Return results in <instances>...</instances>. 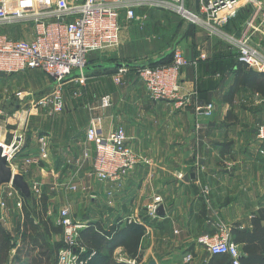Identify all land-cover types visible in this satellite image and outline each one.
I'll use <instances>...</instances> for the list:
<instances>
[{
	"label": "crops",
	"instance_id": "crops-1",
	"mask_svg": "<svg viewBox=\"0 0 264 264\" xmlns=\"http://www.w3.org/2000/svg\"><path fill=\"white\" fill-rule=\"evenodd\" d=\"M20 2L26 5L30 1ZM15 3L12 1L11 6ZM148 11L165 12L148 8L139 13ZM227 25L220 32L234 30V26ZM197 28L191 39H167L166 42L173 40V47L176 45L192 61L181 73L180 95L187 96L183 103L179 99L153 100L137 72L128 67V77L124 79L126 70L121 82L116 81L119 71L88 76L100 84V92L94 87L89 95L86 85L78 84L73 95L64 91L65 108L55 118H45L44 134L37 132L34 119H28L22 129L8 123L3 130L0 123V141L12 144L18 135L22 137L18 147L23 160L26 156L38 158L39 140L45 137L48 157L32 163L26 179H29L30 197L31 193L36 195L34 186L40 187L41 196L47 200V217L55 227L59 226V211L58 216L52 217L57 204L54 202H62L59 210L70 201L71 211L78 204L84 208L81 220L105 229L113 224H126V219L134 216L145 226L141 240L143 262L155 260V264H210L213 255L198 242V237L216 233L222 223L231 229L235 225L241 230L253 228V216L264 207V155L261 153L264 141L258 135V126L264 123V95L253 86L240 82L236 85L238 74L240 77L250 68L239 67L227 41L212 37L201 39L205 29ZM132 29L128 27L129 46L139 40L130 39ZM0 34L30 41L35 36L34 23L7 24L0 20ZM123 37L122 34V42L126 40ZM129 46V55L150 54L139 52L141 46L136 50ZM49 76L38 69L0 71V116L2 108L12 99L19 100L16 111L24 97L28 102L29 95L46 90L52 84ZM122 83L127 85L124 87ZM107 95L110 103L103 106L102 99ZM208 103L215 105L213 115H197L196 107ZM93 117L105 135L123 126L140 159L121 181L97 179L92 172V159H84L86 149L93 152V145L86 140V130ZM71 181L78 183L77 191L68 189ZM8 184H4L0 198L6 197L10 205L14 202L6 195L10 189ZM18 189L14 185L23 200L29 199ZM155 195L162 196L165 215L158 213L153 219L146 207ZM10 207L17 213L13 212V216L23 221V212L15 204ZM116 251L124 253L123 247ZM15 253L14 248L11 254ZM187 253L194 256L191 263L184 261Z\"/></svg>",
	"mask_w": 264,
	"mask_h": 264
},
{
	"label": "built area",
	"instance_id": "built-area-1",
	"mask_svg": "<svg viewBox=\"0 0 264 264\" xmlns=\"http://www.w3.org/2000/svg\"><path fill=\"white\" fill-rule=\"evenodd\" d=\"M12 1L0 0V20L7 24L33 22L35 36L26 41L0 34V71L14 73L38 69L50 75L57 84L49 94L46 93V97V94L42 95L45 98L40 96V104L49 106L54 112L60 113L65 108L63 85L66 82L74 79L76 84L85 86L89 78L84 74L68 77L77 70L82 72L90 64L94 52L118 49L122 44L123 22L143 25L147 14L139 12L148 8L175 12L196 24L205 25L211 33L220 34L228 42L240 62L264 74V0H29L26 5L21 4V0H15L16 5L11 6ZM187 1L191 2L190 8L186 6ZM240 13L245 17L233 31L220 32V27L229 24ZM202 57L205 58V55ZM191 63L181 50L176 49L171 64L139 68V76L150 98L157 101L179 99L183 103L187 96L180 95L181 73ZM126 69L120 68L117 82H121ZM109 103L107 95L102 99V105ZM196 108L197 115L209 117L213 115L215 105L208 103ZM258 135L264 141V123L259 124ZM45 140L44 136L40 137L37 159L27 157L23 160L27 165L48 157L49 147ZM86 140L93 145V175L101 181L123 180L140 160L123 126L105 135L99 129L98 120L93 117L86 130ZM4 146L10 152L5 153L9 164L20 149L17 147L11 152L12 144L5 143ZM261 153L264 155V148ZM90 158V150L86 149L84 159ZM12 170L16 173L15 169ZM12 184H8L10 189L6 195L16 207L21 208L23 199ZM67 187L72 192L77 191L78 183L71 181ZM34 191L37 195L42 193L36 185ZM162 202V196L155 195L148 203L146 209L151 218L158 217ZM8 207V200L2 197L0 220L6 218ZM58 219L64 230V246L58 251L56 264H94L97 252L85 245L80 235L89 224L74 219L70 203L59 210ZM126 220L142 224L134 216ZM198 242L212 255L225 254L232 264H243V252L227 224H220L212 235H201ZM193 259V254L187 253L185 263H191Z\"/></svg>",
	"mask_w": 264,
	"mask_h": 264
},
{
	"label": "trees",
	"instance_id": "trees-1",
	"mask_svg": "<svg viewBox=\"0 0 264 264\" xmlns=\"http://www.w3.org/2000/svg\"><path fill=\"white\" fill-rule=\"evenodd\" d=\"M244 14L232 20L227 26H237L244 18ZM232 51V50H230ZM234 57L238 61L239 67L246 64L238 60L237 53ZM164 55V54H163ZM159 56L153 61L147 62L144 66L158 67L169 65L174 60V52L165 57ZM91 62L90 64H94ZM88 65V66H89ZM142 65H131L130 67L141 68ZM116 69H108L101 72H109ZM99 72H90L91 76ZM242 76L237 77V83L253 86L264 95V74L252 68L247 72H242ZM36 208L31 210L29 207L23 209V221L17 225L16 231L18 237H13L11 233L0 223V264H31L35 257H41L47 261H51L53 255L57 254L62 246L61 242L50 244L49 238L53 233L62 234L63 227L61 225L54 226L47 217V200L45 196H41L40 200L34 203ZM264 207L259 209L258 213L252 218L253 228L250 230H241L238 225L232 227V234L235 242L242 248L243 264H264ZM145 232V226L139 223L131 224H113L109 229L97 223L89 224L80 232L82 242L90 249H95L97 254L94 264H151L144 263L141 249V240ZM118 247H123L124 252L128 255V260L120 261L115 258L114 251ZM15 248L16 253L11 254V250ZM106 250V252H103ZM103 252V253H102ZM45 262V261H44ZM53 262V259H52ZM210 264H232L229 256L225 254H215L210 260Z\"/></svg>",
	"mask_w": 264,
	"mask_h": 264
},
{
	"label": "rangeland",
	"instance_id": "rangeland-1",
	"mask_svg": "<svg viewBox=\"0 0 264 264\" xmlns=\"http://www.w3.org/2000/svg\"><path fill=\"white\" fill-rule=\"evenodd\" d=\"M186 6L188 8H190L191 2L187 1ZM146 14H147V18H146L145 23L143 25L133 23V22L132 23H128L125 21L123 22V27H124L123 39H126V40L124 42H122L121 46L118 49L110 50V51H106V52L96 51L93 53L90 61L96 62V63H99V62L106 63V62H113L114 61V62H122V63H131L134 65L144 64V63H147L149 61H153L155 58L159 57L165 50H168L169 48L173 47L174 41L172 40V41H170V43H166L167 39H178V38L179 39H191L192 33L194 32V30L198 29L197 27H199V29H203V28L205 29V30H203L205 33L203 32L200 36L201 39H208V37H212L214 39H223V37L220 34L211 33V30L209 28H207L205 25L196 24V23L192 22L191 19L184 17L180 14H177L175 12L165 10V12H162V14H161V13L154 12V11H148ZM128 27H130V29L133 28L132 31L129 32V35H131L130 39H139L136 42L131 43L130 46L128 45V37H130V36H128ZM224 28L220 27V29L226 30ZM149 39H151V41ZM128 46L131 47L132 49L134 48L135 50L139 49L137 46H141L139 52L148 51L150 54L147 55V53H145L143 55H137V54L129 55ZM130 69H132V67H130ZM133 69L137 72V75L139 76V68L133 67ZM126 70H127V72H126V75L124 76V79H126V77H128L127 76L128 67ZM117 71H119V69L109 71L108 73H114ZM103 73H105V72H103ZM91 76H93V75H91ZM48 78L51 81V83H53V78L51 76H49ZM76 83L77 82L74 79L66 82L63 85V89L65 91V94L73 95V89H74ZM121 85H124V87H125V85H127V83L126 84L122 83ZM99 86H100V84H95L92 81V78H88L87 83H86V89L90 90L89 95L91 94V90H93L94 87H95V89H97V91L100 92ZM85 91L86 90L84 89L83 93H82L83 96L85 95ZM48 94H46L44 96L46 97ZM44 96H42V97H44ZM42 97L32 99L28 102H26V99L24 97L23 101L20 102V103H22V106L18 110H16L17 113H15L16 112L15 111V106H16L15 104H17V103L19 104L18 98L12 99L11 100L12 102L10 104H6V106L2 108L3 114L0 116V123L3 127V130L6 128L7 125H9L8 123H13L14 125H16L17 128L20 127L22 129V126L25 125V123L27 121H29L28 119H30V120L34 119V122L36 123L35 125H36L37 132L41 131L39 134H44L43 123L45 121V118L46 117L48 119L55 118V115L58 114L59 112H54L49 106L40 104ZM30 111H32V112L29 113ZM7 121H10V122H7ZM27 133L28 132H26V134ZM28 136L31 137V135H29V134H28ZM88 149L90 150V148H88ZM22 156L23 155L18 152L16 157H14L12 162L9 163L8 165L11 168L15 169L16 174L20 175L22 177L23 182L28 186L29 185V181H28L29 179L27 180L26 178L29 174V171H31V166L27 165L25 161H22L23 160ZM90 157H91L90 159L93 160V152L91 150H90ZM25 158H27V156L24 157V159ZM12 185L14 186V184H12ZM30 185L33 187L32 184H30ZM3 186H4V184H1V191H2ZM18 190H21V189L19 188ZM43 192L45 195V190H43ZM31 195H32L31 197H30V195H28L29 199L23 200L22 206H21V208H19L21 210V212H23V209L25 207H27V208L29 207L31 210H34V208H36L37 205L34 204V203H36L35 199L37 201H39L41 198V195H37V194L34 195V193H31ZM1 199L2 198H0V203H1ZM54 203H57L54 206L55 209L52 212V217L55 218L56 215L58 216V211H59V208H60V205L62 204V202H54ZM70 203H71V201H70ZM9 204L10 205L8 207V210H7V216L5 219L0 220V223L5 226V228L11 233V235L13 237H18L16 227H17L20 219L18 217H16L17 213L14 210V208L10 207V206H14V204L11 202ZM71 204L73 205V203H71ZM79 207L80 206L78 204H74L73 210H72L73 211L72 215L76 221L82 222L83 220H81V219L83 218L82 213H83L84 208H79ZM11 211H12V215L9 217V213ZM13 212L16 213V215H14L15 217L13 216ZM0 213H1V210H0ZM86 223L90 224L91 222H86ZM125 223L128 224V220H126ZM12 224H13V226H12ZM7 227H9V228H7ZM63 237H64V231L62 234L53 233L49 238L50 244H54V242H61L63 240ZM114 256L116 259H118L120 261H125V260L126 261H132V260H128V255L125 252L123 253L120 251H116V252H114ZM185 256H184V261H185ZM52 259H53V262H52ZM47 262H48V264H56V254L53 255V257L51 258V261H47ZM30 263L31 264H44V263H46V260L42 259L41 257H38V258L35 257L34 260Z\"/></svg>",
	"mask_w": 264,
	"mask_h": 264
},
{
	"label": "water",
	"instance_id": "water-1",
	"mask_svg": "<svg viewBox=\"0 0 264 264\" xmlns=\"http://www.w3.org/2000/svg\"><path fill=\"white\" fill-rule=\"evenodd\" d=\"M176 50V45H174L173 48L169 49L167 52L164 53L162 57L167 56L168 54L174 52ZM161 57V58H162ZM144 64H137V65H142ZM131 63H122V62H106V63H94L89 66H87L83 71L81 72L80 70H77L73 72L68 78H73L76 76H80L81 74L87 75L90 72H100V71H106L108 69H120V68H127L130 67ZM57 82H53L46 90L40 91L35 93L34 95H29L28 99H34L38 98L49 91H51ZM22 140V137L18 135L16 137V141L12 143V148L15 149L18 147L19 142ZM6 183H13L16 187L20 188L24 194L27 196L30 194L27 185L23 182L22 177L20 175H17L16 173L13 172L12 168L7 164V158L3 155V149L2 146H0V191H1V184H6ZM158 213L160 215H165V210H164V205H160L158 208ZM151 264H155L156 261L152 260L150 262Z\"/></svg>",
	"mask_w": 264,
	"mask_h": 264
},
{
	"label": "bare ground",
	"instance_id": "bare-ground-1",
	"mask_svg": "<svg viewBox=\"0 0 264 264\" xmlns=\"http://www.w3.org/2000/svg\"><path fill=\"white\" fill-rule=\"evenodd\" d=\"M4 142L3 141H0V146H3L2 147V149H3V155L7 158V154L8 153H10L9 151H8V149L4 146ZM5 147V148H4ZM4 149H5V151H4ZM13 151V148L11 149V152ZM8 152V153H7ZM5 153H7V154H5Z\"/></svg>",
	"mask_w": 264,
	"mask_h": 264
}]
</instances>
